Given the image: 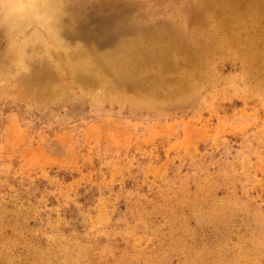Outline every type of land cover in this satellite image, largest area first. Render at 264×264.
Listing matches in <instances>:
<instances>
[{"label": "rangeland", "instance_id": "1", "mask_svg": "<svg viewBox=\"0 0 264 264\" xmlns=\"http://www.w3.org/2000/svg\"><path fill=\"white\" fill-rule=\"evenodd\" d=\"M72 12L0 87V264H264V0Z\"/></svg>", "mask_w": 264, "mask_h": 264}, {"label": "clouds", "instance_id": "2", "mask_svg": "<svg viewBox=\"0 0 264 264\" xmlns=\"http://www.w3.org/2000/svg\"><path fill=\"white\" fill-rule=\"evenodd\" d=\"M77 0H0V87L31 74L33 65L54 66L64 49L83 47L74 30ZM7 62L4 64L3 62Z\"/></svg>", "mask_w": 264, "mask_h": 264}]
</instances>
